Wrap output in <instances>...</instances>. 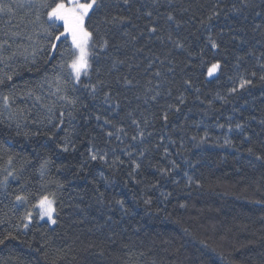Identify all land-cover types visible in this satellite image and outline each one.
<instances>
[{
  "label": "trees",
  "instance_id": "1",
  "mask_svg": "<svg viewBox=\"0 0 264 264\" xmlns=\"http://www.w3.org/2000/svg\"><path fill=\"white\" fill-rule=\"evenodd\" d=\"M29 2L0 0L12 9L0 13V181L9 171L16 177L0 184V264H264V159H256L264 155V82L258 78L264 0H159L156 6L152 0H131V6L111 0L108 14L131 22L102 29L109 46L91 79L82 77L86 84L105 81L96 99L81 85L73 91L67 70L54 68L60 57L49 49L45 9ZM216 5L219 17L202 24ZM169 12L179 27L166 21ZM152 26L159 31L150 33ZM209 36L218 49L210 47ZM114 59L125 63L113 66ZM216 61L222 67L210 79L207 68ZM241 76L255 86L231 94ZM157 85L160 96L152 101ZM181 94V111L169 109ZM65 95L79 98L75 107L60 99ZM4 96L10 97L7 107ZM129 112L141 121L143 142L131 139L138 130ZM105 117L127 135L106 136L115 127L104 124ZM205 133L208 142L198 143ZM66 138L72 141L68 152L61 150ZM225 139L232 146H224ZM90 148L107 152L109 165L116 157L123 163L91 161ZM125 152L133 153L131 159ZM132 159L142 167L129 176ZM43 194H54V227L39 222L31 208ZM16 195H28L29 203L17 205ZM28 210L36 216L24 229ZM9 233L15 239H5Z\"/></svg>",
  "mask_w": 264,
  "mask_h": 264
},
{
  "label": "snow or ice",
  "instance_id": "2",
  "mask_svg": "<svg viewBox=\"0 0 264 264\" xmlns=\"http://www.w3.org/2000/svg\"><path fill=\"white\" fill-rule=\"evenodd\" d=\"M120 2L123 3L125 6H131V0H116V3L119 4ZM35 3L38 7L45 9V16L47 17V24L48 27L44 29L46 35L49 38V49L51 51H58L59 52V63L57 65H54V68H59L61 70H67V77L68 80H70L74 87L73 91H75V85H81L86 90H88V94L92 99H96L97 94L101 91V87H108L105 84V81L102 79H97L95 84L92 83H84L82 80V77H86L88 79H91L90 73L93 70L94 65L98 64L99 60L101 59V53L106 52L109 41L105 38V35L102 33V29H106L107 26H115V25H124L126 23L131 22V18L129 16L125 15H109L106 9L111 6V0H30L29 7H31ZM152 3L154 6L159 4V0H152ZM245 7H251V3H245ZM220 6L216 5L214 6L211 15L207 17V21H201L202 24H206L207 22L216 19L220 15L219 11ZM233 10L239 12L240 8H238L236 5H233ZM12 11L11 7L5 4L0 3V13H10ZM147 16L151 17L152 12H147ZM39 19V17H37ZM166 21H172L176 23V26L179 27V22L176 21V18L169 12L166 15ZM43 27V25H41ZM259 27V25L257 26ZM62 29V30H61ZM148 31L150 33H157L159 31V28L156 26H152L148 28ZM127 35V33H125ZM159 39V37H157ZM168 39L171 40V34H169ZM208 43L212 49H218L219 44L215 39H213L211 36L208 38ZM175 46L177 48H182L183 45L179 43L178 41L175 42ZM142 50V49H141ZM107 58V57H105ZM243 59L242 57L238 58ZM113 66L116 64H124L125 61L123 60H116L114 59L112 61ZM163 63V61H161ZM239 65H237L238 67ZM131 67V66H130ZM151 67V65H149ZM221 62L216 61L212 63L207 68V75L209 77L214 76L217 72L221 70ZM259 69L261 70V74L259 75V81L264 82V63L258 64ZM96 74L99 77L100 74V68L97 66L95 68ZM171 71V69H169ZM247 71V70H246ZM155 76L160 77L161 73L157 71ZM251 77H256L257 72L251 71L250 72ZM8 80H11L12 77H7ZM59 79V77H58ZM231 79V77H230ZM68 80L65 81V83L68 82ZM125 85L132 86L133 80L124 77L123 78ZM119 82V81H118ZM4 81L0 80V84H3ZM151 83V81H149ZM185 84L191 86L190 80H185ZM255 84L253 82V79L247 78L245 76L239 77L238 80V86H233L230 89L231 94H239L241 91H247L250 87H254ZM155 94L149 97L152 101H155L158 96H160L159 92V85L156 86ZM60 89L58 88L57 91ZM148 91H152V89H148ZM104 100L107 102L110 99L109 92H104ZM168 95L171 96V90L168 91ZM60 99L66 100L69 105H72L75 107L77 101L79 100L78 97L76 98H69L68 96H61ZM177 103L176 104H169V109H173L175 112L181 111V105H184L186 103V98L181 94L175 97ZM10 97L4 96L3 102L5 107L9 104ZM147 103V100L145 101ZM225 102L227 100L225 99ZM209 106L211 107V102H209ZM86 107V105H85ZM118 107V105H117ZM51 111V109H49ZM65 115L64 112H60V117L63 118ZM68 117L71 119H75L72 112L67 113ZM129 117H132V124L136 125L137 127V135H133L131 137L132 140H137L139 137L141 142H143V139L145 138V132L141 129V121L135 117H133L132 112L127 113ZM97 120H100L101 117L97 115L95 117ZM162 120L165 122V124L169 121V115L168 112H164L162 114ZM64 120H60V124H63ZM149 121L147 118L143 120V124L147 125ZM104 124H109L115 127V132L113 131H107L105 133L106 136L112 137L116 136L117 139H120L121 133L124 135H127V132L124 127H116L111 120L108 118H104ZM58 127V125H57ZM219 127L224 128L225 125H219ZM237 129H241V125H236ZM229 131H232L231 125L228 126ZM103 130V129H102ZM54 135V134H53ZM148 135H151V133H148ZM193 140H197V136L192 137ZM208 142V135L207 133L204 134L203 137H199L198 143L203 144ZM72 143V141L68 138L65 139L63 146L61 147V150L64 152L69 151V145ZM224 146H232V142L228 139H225ZM60 147V145H58ZM74 150V149H73ZM145 150H141L139 155L140 157L144 156ZM249 154H255L252 147H249L247 149ZM89 157L91 161H99L103 164L108 165L109 167H113L116 163V161H119L121 164L123 163L122 160L119 159V157H116V160L113 161L111 165L108 164L107 161V152L102 151H94L92 148L88 150ZM126 156H128L130 159L133 155L132 152H125ZM256 159L261 160L264 159V155H257ZM9 165L12 163V157H9L8 160ZM87 163V161L85 162ZM132 164V171L128 173L129 176H133L134 173L139 172L142 165L135 159L131 160ZM48 161H45L41 164V175L44 174V169L47 167ZM8 177H13L15 179L13 172L9 171L7 173V176H5L3 181H0V184L7 185ZM188 183H192V178L188 177ZM102 195V194H101ZM15 202L17 205H27L29 203V196L28 195H16L15 196ZM261 201H257V203H260ZM118 204L123 207V201H117ZM151 203L150 200H145V204ZM55 205V197L54 194L52 198H50L49 195L43 194V195H37L35 203L31 205L32 209L38 210L36 212V215L40 219H44L45 217L48 219V221L52 224H56V219L53 218V214L55 213L56 209L54 207ZM183 206V205H182ZM34 215L32 210H28L24 213V215L21 217V223L24 229H28L29 225L33 222ZM13 238L11 233L8 234V236L5 237V239ZM4 240H0V244H2Z\"/></svg>",
  "mask_w": 264,
  "mask_h": 264
},
{
  "label": "rangeland",
  "instance_id": "3",
  "mask_svg": "<svg viewBox=\"0 0 264 264\" xmlns=\"http://www.w3.org/2000/svg\"><path fill=\"white\" fill-rule=\"evenodd\" d=\"M218 73H219V72H217V73H216L214 76H212V77H209V76H208V77H209L210 79H211V78H214V77H216V76L218 75ZM54 207H55V205H54ZM55 209H56V207H55ZM37 211H38V210H36V212H37ZM33 215H34V214H33ZM55 215H56V211H55V213L53 214V218H54V219H55ZM35 216H36V215H34V218H35ZM37 217H38V216H37ZM38 219H39V222H41V223H48V224H49L50 226H52V227H54V226L56 225V224H52V223H50L46 217H45L44 219H40V218L38 217ZM33 221H34V220H33ZM32 223H33V222H32ZM32 223H31V224H32ZM31 224H30V225H31ZM30 225H29V226H30Z\"/></svg>",
  "mask_w": 264,
  "mask_h": 264
}]
</instances>
